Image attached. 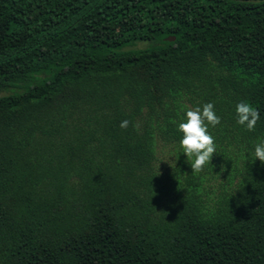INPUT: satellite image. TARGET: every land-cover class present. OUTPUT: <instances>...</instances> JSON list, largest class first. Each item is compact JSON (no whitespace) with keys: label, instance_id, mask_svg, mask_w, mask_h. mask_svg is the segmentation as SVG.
<instances>
[{"label":"trees","instance_id":"1","mask_svg":"<svg viewBox=\"0 0 264 264\" xmlns=\"http://www.w3.org/2000/svg\"><path fill=\"white\" fill-rule=\"evenodd\" d=\"M260 140L264 0H0V264H264Z\"/></svg>","mask_w":264,"mask_h":264},{"label":"clouds","instance_id":"2","mask_svg":"<svg viewBox=\"0 0 264 264\" xmlns=\"http://www.w3.org/2000/svg\"><path fill=\"white\" fill-rule=\"evenodd\" d=\"M236 116L237 123L246 126L250 132L255 130L260 119L259 111L246 101L236 105ZM220 123L221 118L216 114L213 103H205L202 108L199 106L187 108L185 121L179 123L178 130L183 134L180 146L188 161H192L190 166L193 173H200L204 171L206 165H211L212 157L216 154V143L209 132V126L214 128ZM128 125L129 121L124 120L120 127L127 129ZM253 155L255 160L264 164V140L255 145Z\"/></svg>","mask_w":264,"mask_h":264},{"label":"rangeland","instance_id":"3","mask_svg":"<svg viewBox=\"0 0 264 264\" xmlns=\"http://www.w3.org/2000/svg\"><path fill=\"white\" fill-rule=\"evenodd\" d=\"M169 147H164L159 144L157 147V159L156 166L163 170L167 165H170L173 161V157L169 152ZM164 161V162H162ZM160 164V165H159Z\"/></svg>","mask_w":264,"mask_h":264},{"label":"water","instance_id":"4","mask_svg":"<svg viewBox=\"0 0 264 264\" xmlns=\"http://www.w3.org/2000/svg\"><path fill=\"white\" fill-rule=\"evenodd\" d=\"M166 40H167V41H173V40H174V38H173V37H172V38H170V39H169V38H167Z\"/></svg>","mask_w":264,"mask_h":264}]
</instances>
